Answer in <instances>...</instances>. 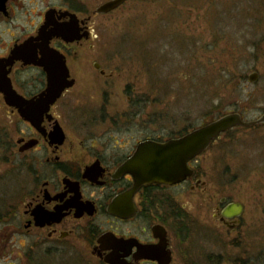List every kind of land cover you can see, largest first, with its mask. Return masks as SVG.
<instances>
[{"label":"flooded vegetation","instance_id":"af4514ba","mask_svg":"<svg viewBox=\"0 0 264 264\" xmlns=\"http://www.w3.org/2000/svg\"><path fill=\"white\" fill-rule=\"evenodd\" d=\"M38 1L27 0L30 6ZM59 1L60 5L26 14L25 0H0V88L9 83L26 100L38 96L47 87V76L37 62L54 68L64 64L65 82L71 84L43 115L39 129L20 118L0 91L2 114L19 122L13 129L14 142L9 140L10 130L0 136L1 163H16L28 182L16 200L2 199L6 224L0 228V249L7 250L10 244L12 251L16 245L15 263L9 264H107L108 258L116 264H264V248L249 256L248 238L241 232L244 216L253 212L257 214L255 222L251 215L253 227L264 228L263 179L254 183L245 178L251 188L239 201L224 192L223 185L229 182L202 175L198 159L222 134L188 162L192 174L181 183L136 189L133 176L121 169L139 147L148 142L163 145L189 131L164 139L163 125L152 129L155 125L148 124L136 135L121 127L125 124L121 115H109L107 98L99 118L90 112L84 122L64 120L65 110L74 105L63 106L67 92L88 76L107 82L115 72H107L102 53L94 60L90 53L98 39L94 20L105 16L97 13L100 5L93 4L90 11L89 0ZM51 30H59L65 39L51 35ZM30 58L35 65L26 63ZM31 71L37 76L25 79ZM238 114L248 123L264 115L245 121ZM135 118L133 114L131 119ZM262 127L264 123L242 128ZM233 207L240 208L236 216ZM258 236L264 242L262 234ZM195 244L215 247L212 252L202 248L192 257L189 250ZM231 247L243 249V256L224 257L221 251ZM177 252L180 259L175 263Z\"/></svg>","mask_w":264,"mask_h":264},{"label":"rangeland","instance_id":"374dc122","mask_svg":"<svg viewBox=\"0 0 264 264\" xmlns=\"http://www.w3.org/2000/svg\"><path fill=\"white\" fill-rule=\"evenodd\" d=\"M107 1L89 0L90 11L93 4ZM59 3L40 0L30 6L25 0L24 12L34 8L35 12L42 11L45 5ZM93 29L98 39L93 41L92 60L102 53L107 72L115 74L107 82L88 76L67 92L63 106L74 103L64 112L67 122H84L90 112L99 118L103 98L108 100L109 115L119 114L125 120L121 127L138 135L148 124L155 125L152 129L163 125L164 139L222 115L235 112L245 121H253L264 113V0H128L110 14L96 18ZM252 73L257 74L254 83L248 80ZM37 74L25 73V79ZM133 114L135 120L131 119ZM18 127L17 119L6 117L0 110V136L10 130L9 140L14 142L13 129ZM262 128H233L198 159L205 178L229 182L223 189L233 199L244 200V193L251 188L245 178L254 183L260 178L264 183ZM1 158L0 148V228L6 224L1 215L2 199L16 200L19 189L28 186L24 171L18 170L16 163L2 164ZM251 215L254 222L257 219L255 212L244 216L241 232L245 240L248 238L249 256H256L257 250L264 248L258 239V235L264 237V228H254ZM261 219L264 225V214ZM10 246L0 249V264L15 263L16 245L12 251ZM193 246L189 250L192 257L202 248L212 252L215 247ZM221 252L226 258L243 256L241 248ZM179 259L177 252L175 263Z\"/></svg>","mask_w":264,"mask_h":264},{"label":"water","instance_id":"95a60500","mask_svg":"<svg viewBox=\"0 0 264 264\" xmlns=\"http://www.w3.org/2000/svg\"><path fill=\"white\" fill-rule=\"evenodd\" d=\"M127 0H110L100 5L97 9L98 14L106 15ZM51 35L60 36L65 39V34L59 30L55 33L51 30ZM54 32V33H53ZM44 36V29L39 32ZM27 46V45H25ZM24 46H22V49ZM28 64H36L33 58L26 60ZM47 76V87L38 96L26 100L17 95L10 84L0 88L5 94L7 103L10 107L17 109V112L25 121H28L33 127L38 128L44 114L48 113L50 106L60 97L63 90L70 87V83L65 82L66 69L64 64L54 68L46 66L40 62ZM257 74L252 73L248 80L254 83ZM264 123V115L255 122H244L238 113L223 115L203 126L189 131L180 138L172 139L163 145L156 143L142 144L132 160L126 163L121 171L133 176L136 184L135 188L149 184L176 185L190 177L192 171L188 167V162L204 152L219 135L236 127H249L254 124ZM234 215L240 212L239 207H233ZM167 262L169 261L166 260ZM107 264H116L111 258L105 260Z\"/></svg>","mask_w":264,"mask_h":264}]
</instances>
